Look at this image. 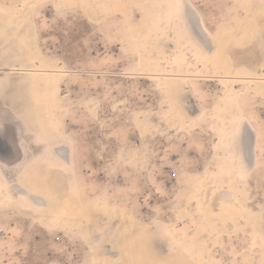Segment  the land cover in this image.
<instances>
[{
    "label": "rangeland",
    "instance_id": "rangeland-1",
    "mask_svg": "<svg viewBox=\"0 0 264 264\" xmlns=\"http://www.w3.org/2000/svg\"><path fill=\"white\" fill-rule=\"evenodd\" d=\"M192 1L238 68L264 67V0L256 9L250 0ZM170 5L174 0H0V160L16 165L28 147L27 166L41 170L33 195L0 206V264H264V241L257 243L264 232V93L240 96L222 81L198 77L173 79L169 88L163 76L127 74L150 66L166 73L170 62L197 58L186 53ZM31 16L34 32L25 18ZM252 20L259 32L249 37ZM24 45L31 58H22ZM38 52L66 69L54 126L68 136L70 167L51 154L48 145L60 144L55 136L44 140L36 129L27 84L39 74L9 70L32 67ZM222 60L216 54L209 67ZM237 116L257 129L247 176L232 152ZM46 165L67 176V194H52L51 210L40 198ZM220 187L229 201L212 205ZM130 213L134 221L124 220Z\"/></svg>",
    "mask_w": 264,
    "mask_h": 264
},
{
    "label": "bare ground",
    "instance_id": "bare-ground-1",
    "mask_svg": "<svg viewBox=\"0 0 264 264\" xmlns=\"http://www.w3.org/2000/svg\"><path fill=\"white\" fill-rule=\"evenodd\" d=\"M245 2H246V0H245ZM249 2L251 4V6L253 7V9H256L259 6L260 0H250ZM249 2H248V4H249ZM68 5H69V3H68ZM171 5H170V8H171ZM165 8L166 7H164V10H166ZM88 9L90 10V8H88ZM171 9H173V11L170 13L175 14V16H177L179 24L181 25V28H182L181 33H182L184 39L186 41H188V43H189V45L186 48H184L186 53L188 54V56H192L193 54H197L196 55L197 58L191 59L192 58L191 57L190 59L188 58V60H185V61L180 62V63H176L175 62L176 60L174 61L175 63L170 62L166 73H160V72L153 71L151 69H155V66H150V68H148V69H150V71H145V72L130 71V72H127L128 76L134 77V76L139 75V74L140 75L144 74V75L148 76L149 78H158L159 76H163L164 78L167 79V83H168L169 88L170 87L174 88V86L171 82V80H173V79L177 80V79H180L181 77H195V78L198 77L201 80H219V81H222L224 85H226L229 89L233 90V92H235L237 95H240V96L245 94V93H251V92H253V90L256 94H258L259 92L264 93V67L258 68L256 70V72L250 70L249 67L248 68L245 67L242 69L238 68L237 65L235 64L233 56L223 46V42H224L223 36L217 35V34L211 32L205 26L203 15L200 12V10L195 6V4L193 3L192 0H174V7ZM31 11H34V10H31ZM167 12H168V10H167ZM249 17H251V16H249ZM25 18H27L26 21L30 24V26L33 27L32 31L34 32V29H35L34 27L37 28L35 20L32 19V16L31 17H25ZM258 18H259V16H258ZM14 21L19 25V28L23 27L24 20L21 19V17H16ZM251 27L252 28H250L248 31L249 37L256 36L259 32V27H258L256 21H253V26H251ZM24 35L27 36V33L25 32ZM240 38H243V37L239 36V40H241ZM34 40H35L34 42H36L34 46H37V48H39L38 31H36L34 33ZM18 41H19V39H18ZM27 43H29L28 40H27ZM30 43H32V42H30ZM246 43L243 45H246ZM19 47L20 46H18V48ZM247 47H249V46L247 45ZM37 48L35 47V49H36L35 51H37ZM21 49H23L22 50L23 53L20 51V48H19V51L23 54V56H24V57H22L23 59H28V57L31 58V55L33 53L27 45H24V47H22ZM37 54H38L39 59H32V62H34V65L32 67H24V66H21L20 64H15V66L10 68V71L11 72H20V73L39 74L38 79H35V78L30 79V80H28V84H27L28 92L30 94H32L36 99L35 107H34V109L36 110V118H37L36 126H37L39 133H40V136L44 140H48V137L54 135L56 140H58L60 142V144L48 145L50 147V151L52 152L51 154L53 156H55L56 158H58L59 162H62L65 165H67L68 167H70L71 163H72L71 162L72 160L70 157L71 153L69 152V148L66 145V143L68 142V136L66 134V131L64 130V127H61L60 129H56V127L54 126L56 123L55 120L57 119L56 104L58 102L59 96L61 95V92H60L61 74L66 69H64V67L62 65H60L61 62L60 63L57 62L56 64L51 63L43 55H41V52L40 53L38 52ZM216 54H219V56L222 57V59H223L222 63H224V64L222 65L221 63H217V65H215L214 67L211 68V67H209L208 63L214 58V56ZM173 57H174V55H173ZM244 65H246V64H244ZM176 67L182 68L185 71V73H182V74L177 73L175 71ZM224 69H226V72ZM258 84H259V86L257 87ZM242 113H244V112H242ZM230 117H232V116H230ZM228 119H229V117H228ZM235 122H236V124H235V127L233 128V131H232V146H233L232 152H234V155L236 156V158L238 160V164H239V165H236L235 167L239 166L244 171L245 175L247 176L249 174V172L251 171V167L255 163V159H256V156H255L256 153L255 152H256V141H257V137H258L257 136V129L253 126V124L248 119H246V117L237 116ZM245 126L248 127V130L249 129L251 130L252 138H253L252 142H249V138H248L249 136L248 137L245 136V134L248 132L247 127H245ZM63 146L66 148H63ZM59 149H61V152H59ZM24 152H25V157L22 160H20L16 165H8V164L0 161V176L2 177L3 182H4V187H3V189L0 190V206H2L1 208H8V206L10 204H13V201L19 195H25V196L31 195L32 194L31 186H35V185L37 186V183L34 180V178H35L34 175H35V172H40L41 170L36 169V167L32 163L33 161L31 162L32 163L31 167L33 170L29 169L30 167L27 166V164L33 158V154H32L31 149L28 147H25ZM39 162H41V161H39ZM41 167H42V172H43L41 175H44V181H43L44 183H43V187H41V189H43L45 191L46 196L44 194V196L43 197L40 196V198L43 200L44 208L46 207L47 209L51 210L50 204H53V203H50L49 199H50V197H52V194H53V196L57 195V194L58 195H62V194L66 195L67 194V190H68L67 189V179H65L67 176H66V172H64L62 169L63 167L60 168L57 165L55 167L54 166L47 167V165L44 167L43 166H41ZM43 168H44V170H43ZM72 172L75 176V172L73 171V169H72ZM241 172L239 171V173H241ZM234 173H235V170H234ZM40 178H42V177H40ZM37 180H38V178H37ZM39 183L41 184V182H39ZM227 193L229 194L230 192H227L226 190H224L221 187L217 191H214V193L212 194V197H211L212 198L211 204L214 205V204L218 203V205H219V203L221 201L229 199V198H227V195H228ZM226 201H229V200H226ZM214 210H219V207H215ZM67 211L68 212H66L65 216L71 215V211L70 210H67ZM131 214L132 213L126 215V217L124 215V217H125V218L123 217L124 220H128V221L131 220L132 221L133 215H131ZM62 215H64V214H62ZM122 215L123 214L121 212H119L117 217L114 218V220L111 224V232L116 227V224H118L119 219H122ZM41 216L37 215L36 219L42 221L41 218H43V217H41ZM48 217L49 216H46V217H44V219H48ZM65 219H66V217H65ZM125 222H127V221H124V224H125ZM59 223L60 222H58L57 224H59ZM126 224L124 226L128 228L129 225L126 226ZM170 224L166 225L167 226L166 231L168 230L169 231L168 233H171L173 235L175 230H174V227L172 226L173 224L172 225H170ZM122 226H123V224H122ZM130 228H132V226H130ZM263 241H264V232L260 231L259 236L257 238L258 245H260ZM98 258H99V256H98ZM99 261H101V260H99ZM104 261H105V259H104ZM117 261H121V259L118 258ZM117 261L116 260L112 261V264H116ZM104 264H105V262H104ZM110 264H111V262H110Z\"/></svg>",
    "mask_w": 264,
    "mask_h": 264
},
{
    "label": "flooded vegetation",
    "instance_id": "flooded-vegetation-1",
    "mask_svg": "<svg viewBox=\"0 0 264 264\" xmlns=\"http://www.w3.org/2000/svg\"><path fill=\"white\" fill-rule=\"evenodd\" d=\"M10 70V69H9ZM37 129V127H36ZM19 131H21V127L18 128ZM38 130V129H37ZM25 157V152H24V149H23V157L21 158V160ZM1 161V160H0ZM2 162V161H1ZM4 163V162H3Z\"/></svg>",
    "mask_w": 264,
    "mask_h": 264
}]
</instances>
